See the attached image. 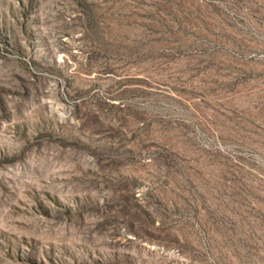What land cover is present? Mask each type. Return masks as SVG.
I'll return each mask as SVG.
<instances>
[{
  "label": "rangeland",
  "instance_id": "1",
  "mask_svg": "<svg viewBox=\"0 0 264 264\" xmlns=\"http://www.w3.org/2000/svg\"><path fill=\"white\" fill-rule=\"evenodd\" d=\"M0 264H264V0H0Z\"/></svg>",
  "mask_w": 264,
  "mask_h": 264
}]
</instances>
